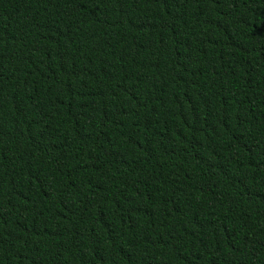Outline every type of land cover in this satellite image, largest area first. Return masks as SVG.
I'll return each instance as SVG.
<instances>
[{
	"label": "trees",
	"instance_id": "obj_1",
	"mask_svg": "<svg viewBox=\"0 0 264 264\" xmlns=\"http://www.w3.org/2000/svg\"><path fill=\"white\" fill-rule=\"evenodd\" d=\"M0 264H264V0H0Z\"/></svg>",
	"mask_w": 264,
	"mask_h": 264
}]
</instances>
